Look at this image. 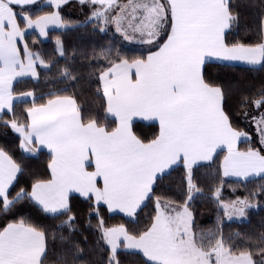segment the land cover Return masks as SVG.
Masks as SVG:
<instances>
[{
    "label": "snow or ice",
    "instance_id": "1",
    "mask_svg": "<svg viewBox=\"0 0 264 264\" xmlns=\"http://www.w3.org/2000/svg\"><path fill=\"white\" fill-rule=\"evenodd\" d=\"M68 2L48 0L49 10L33 11L36 0H0V122L19 135L22 152L47 156L38 173L11 148L0 146V264H49L50 230L31 210L65 216L59 226L71 234L78 218L76 194L88 204L90 226L96 218V242L106 245L104 264H122L121 250H138L143 264H264V231L235 233L249 245L242 247L222 230L225 217L246 216L253 198L264 195L262 184L260 191L243 197L222 198L224 177L264 180V85L239 101V111L255 125L253 134L239 127L227 103L230 93L208 68L213 60L264 67V13L253 41L235 35L239 15L233 0H79L90 9L94 30L114 25L124 39L138 41L141 50L128 55L109 44L96 56L95 63L103 61L92 72L105 102L103 121L86 114L75 95L49 94L41 103L33 98L20 122L15 101L35 94L17 92L14 82L38 78L42 66L50 69L55 63L34 48L38 38L49 37L50 25H71L63 16ZM53 39L54 51L66 55L61 37ZM61 75L77 79L68 67ZM6 113L13 118L5 119ZM140 121L151 122L148 131ZM217 159L221 186L212 194L217 225L198 230L192 206L199 191L195 168ZM178 165L184 169L186 196L156 195L157 180ZM148 201L153 212L141 224L139 210ZM106 213L122 214L125 220L109 223ZM60 240L69 245L58 257L60 264L82 259L84 249L71 235L61 234ZM253 249L260 259H254Z\"/></svg>",
    "mask_w": 264,
    "mask_h": 264
},
{
    "label": "trees",
    "instance_id": "2",
    "mask_svg": "<svg viewBox=\"0 0 264 264\" xmlns=\"http://www.w3.org/2000/svg\"><path fill=\"white\" fill-rule=\"evenodd\" d=\"M44 1V0H41ZM40 2V1H39ZM118 3H126L127 0H117ZM38 3V2H37ZM37 3L32 9L39 11L45 6L38 8ZM233 12L238 13L239 23L235 35L237 38L251 37L256 39V28L262 13H264V0H233ZM64 19L71 22V25L65 30H50L49 37L43 41L37 40L35 50H40L46 60L55 61L50 69L41 67L40 75L37 81L32 79H22L15 83L17 92L33 91L35 102L41 103L42 98L47 99L49 94L75 95L78 105L87 114H95L101 117L103 121V108L105 102L100 93L97 92L93 70L97 72L102 66L101 63H95L96 56L101 48L109 44L113 48H119L122 53L134 55L141 50L140 45L129 44L109 26L106 31L94 30L96 21L88 22L90 9L87 6H81L79 0H70L67 7L63 9ZM60 36L64 45L66 55L61 56L54 51L55 41L53 37ZM32 40V34L28 37ZM68 67L72 70L75 81H69L63 78L61 70ZM213 79L221 83L227 95V103L233 109L239 127L246 130L242 114L239 111V101L242 95L255 96L256 91L261 85H264V67L249 68L238 65H226L210 62L208 65ZM33 101V100H32ZM32 101H20L15 103V115L20 122L24 121V110L30 107ZM5 119H12V113H6ZM151 123L139 122V126L145 131L149 130ZM246 141L241 143V147L246 146ZM0 146L11 148L16 158L25 165L38 173H43L44 164L47 156L41 153L39 158L26 155L19 147V135L10 127L0 122ZM222 155V153H221ZM218 159L216 162L200 164L195 168V184L199 190L193 194L192 206L195 209L196 223L198 230H212L217 225L216 201L213 198L215 188L221 186V179L217 174ZM27 173L22 178H26ZM264 180L260 177L249 179H227L223 178L222 198L235 199L236 196L248 195L251 191H260V186ZM187 185L184 180V169L182 166H176L173 170L163 175L157 180L155 194L161 198L182 200L186 196ZM13 195L15 192L13 191ZM74 208L78 210V218L75 221V230L69 234L66 226L60 227L59 222L66 219L65 216L44 215L36 210H31V215L35 216L37 221L46 225L49 230V264H60L58 257L67 251L69 245L60 240V235H71L72 242H78L84 249V255L76 264H82V261H92L93 264H104L106 259V245L103 241L98 244V233L95 231L96 218H91L89 225L88 204L78 196L73 197ZM153 212V202L148 201L144 207L139 210L140 223H146L147 217ZM105 219L109 223L121 222L125 218L121 214H105ZM3 217L0 216V222ZM222 230L225 235L233 234L242 247L249 245L236 237L235 233L258 235L264 231V195L253 198V206L247 209V214L243 220H228L224 218ZM53 233L55 235H53ZM87 238L85 242L84 238ZM254 250V259H260L258 250ZM122 264H143V257L140 253L122 250L120 251Z\"/></svg>",
    "mask_w": 264,
    "mask_h": 264
},
{
    "label": "rangeland",
    "instance_id": "3",
    "mask_svg": "<svg viewBox=\"0 0 264 264\" xmlns=\"http://www.w3.org/2000/svg\"><path fill=\"white\" fill-rule=\"evenodd\" d=\"M47 1H40V2H38L37 3V7L38 8H41V7H44L45 5H47ZM111 28H113V26L111 25L110 26ZM68 28V27H67ZM67 28H62V27H60V26H56V25H50L49 26V31L50 30H65V29H67ZM114 29V28H113ZM114 31H115V29H114ZM116 32V31H115ZM117 33V32H116ZM41 40H43V41H45V40H47L48 38H40ZM43 67V66H42ZM44 68V67H43ZM252 115H258V113L257 112H255V111H253L252 112ZM242 119H243V122L245 123V125H246V130L245 131H251L253 134L255 133V125L251 122V120L249 119V118H247V117H245L244 115H242ZM258 177V176H257ZM257 177H251V178H257ZM227 179H242V180H245V178H238V177H226ZM247 179H249V178H247ZM194 193H197V191L196 192H194ZM251 208V207H250ZM228 220H243V219H245V216L244 217H232L231 219H229V218H227Z\"/></svg>",
    "mask_w": 264,
    "mask_h": 264
},
{
    "label": "crops",
    "instance_id": "4",
    "mask_svg": "<svg viewBox=\"0 0 264 264\" xmlns=\"http://www.w3.org/2000/svg\"><path fill=\"white\" fill-rule=\"evenodd\" d=\"M45 1L48 2V0H45ZM69 1H70V0H69ZM126 3H127V2H126ZM92 20H95V19L93 18ZM112 26H113V28L115 29V26H114V25H112ZM117 34L120 36L121 39H123L124 41H126V42L129 43V44L140 45V43H139L138 41H135V40H133V41H128V40L124 39V37H123L120 33H117ZM137 35H138V34H137ZM211 62H213V63H217L215 60H213V61H211ZM226 65H238V66H244V67H249V68H259V67H260V65H248V64H246V63H244V62H235V63H232V64H226ZM38 78H39V77H38ZM38 78L26 77V78H23V79H32V80H34V81H37ZM20 80H22V79H20ZM18 81H19V80H18ZM16 82H17V81H16ZM16 82H14V85H15ZM33 98H36L35 95H34V97H26V98H23V99H18V100L15 101V103H16V102H20V101H32ZM140 122L151 123L150 121H140ZM242 140H243V138H242ZM25 154L28 155V156H31V155H29V154H27V153H25ZM205 163H209V162H200V164H205ZM200 164H199V165H200ZM74 196H78V194H76V195H74ZM116 214H119V213H116ZM49 215H51V214H49ZM121 215H122V214H121ZM121 251H122V250H121ZM125 251H130V252H137V253H139L138 250H125ZM140 254H141V253H140ZM141 255H142V254H141Z\"/></svg>",
    "mask_w": 264,
    "mask_h": 264
},
{
    "label": "water",
    "instance_id": "5",
    "mask_svg": "<svg viewBox=\"0 0 264 264\" xmlns=\"http://www.w3.org/2000/svg\"><path fill=\"white\" fill-rule=\"evenodd\" d=\"M39 1H41V0H36V3L39 2Z\"/></svg>",
    "mask_w": 264,
    "mask_h": 264
}]
</instances>
